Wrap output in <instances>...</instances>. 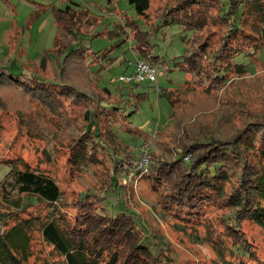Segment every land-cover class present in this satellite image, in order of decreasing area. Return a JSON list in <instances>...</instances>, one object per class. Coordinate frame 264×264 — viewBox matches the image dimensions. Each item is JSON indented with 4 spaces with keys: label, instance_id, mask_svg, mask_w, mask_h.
<instances>
[{
    "label": "rangeland",
    "instance_id": "rangeland-1",
    "mask_svg": "<svg viewBox=\"0 0 264 264\" xmlns=\"http://www.w3.org/2000/svg\"><path fill=\"white\" fill-rule=\"evenodd\" d=\"M180 1L150 0L145 22L154 26L162 19V13L168 9L173 12V6ZM10 2L8 5L0 0V214L9 215L4 217L6 227L14 223L16 208L31 201L34 206L21 216L55 217L61 228L76 230L80 209L88 208L95 214L105 198L103 204L112 215L124 209L134 215L139 228L136 231L147 238L162 264H234L235 255L243 256L247 264H264V228L253 220L242 221L238 228L248 251L233 249L231 253L232 230L225 226L224 216L233 208L221 194L213 195L190 215H178L166 199L168 186L164 183L168 182L154 183L152 172L150 177L144 175L146 168L153 169L150 160L153 164L160 160L166 164L173 162L170 168L174 172L178 163L182 164L180 160L193 157L197 146L192 149L189 146L204 135L230 136L250 122H264V21L260 17L264 2H259L260 6L251 4L237 19L243 31L235 33L236 37L230 41L228 36L235 27L223 14L220 0H200L191 7L187 4L177 7L178 18L192 24L193 30L187 32L173 24L161 26L153 33L148 41L152 56L159 58L150 61L156 69V83L144 82L136 87L118 80L120 76L131 75L134 63L142 58L133 51V42L126 39L132 36L127 35V29H134L131 20L145 29L128 0ZM43 5L80 9L73 27L83 35L77 36L78 43L71 49L88 48L97 55L84 51L87 57L92 55L84 61L85 65L95 63L88 68L90 78L96 87L108 89L115 99L121 100V108L131 115V125H123L120 118L117 121L120 124L107 132V122L101 117L100 130L105 131L101 137L92 143L91 139H81L86 123L84 107L92 110L93 101L82 100L74 105L70 97L73 90L59 89L53 83L64 84L71 79L75 80L77 90L88 87L78 80V76H86V69L80 68L74 57L65 60V56H59L58 61L44 58L54 56L56 27L50 10L38 16L35 13ZM68 29L60 28L58 43L68 37ZM123 38L126 41L117 46ZM186 47L189 52L195 48L202 51L198 63L203 71L198 77L191 75L190 80L179 67ZM225 48L230 50L224 53ZM59 52L60 48L54 53ZM219 54V65H212L209 57ZM64 63L65 71H61L60 64ZM22 68L27 74L49 82L44 84L46 93L36 96L32 90L38 85L36 77L9 76L23 73ZM217 68L219 76L213 71ZM99 89L86 92L96 101L104 100L108 94ZM86 141L87 149L83 151ZM77 146L83 160L72 159L71 149ZM111 146H116L108 150L114 161L124 151H131L136 169L126 175L122 164L114 165L107 153ZM144 154L147 161L141 168L137 162ZM262 154L254 149L251 159L264 170ZM25 166L54 179L61 192L56 204L38 203L18 192L14 171L24 170ZM112 171L117 172L113 181ZM231 186L226 185L225 193L226 190L229 193ZM260 202L264 205V196ZM29 243L27 264H65L38 229L31 230Z\"/></svg>",
    "mask_w": 264,
    "mask_h": 264
},
{
    "label": "trees",
    "instance_id": "trees-1",
    "mask_svg": "<svg viewBox=\"0 0 264 264\" xmlns=\"http://www.w3.org/2000/svg\"><path fill=\"white\" fill-rule=\"evenodd\" d=\"M2 1L11 5L10 0ZM199 1L200 0H181L178 4L173 6L175 7L173 12H171V9H168L162 13V19L155 22L153 26L147 25L145 22L146 19H148L150 0H128L129 5L134 9L137 19L141 20L145 26V29L142 30L136 21L131 20L132 22L130 25H132L131 27H134V29H127V35L132 34V36L126 39L133 42V51L141 56L142 60L153 65L150 61H157L159 58L152 56L151 46L148 41L149 37L158 31L161 26L173 24H177L183 27L185 31L191 32L193 30L192 24L188 22L183 23V20H185L183 17L178 18L177 7L180 8L186 4L188 7H191L196 5ZM220 2L223 14L229 17L233 23V28L235 27L228 36L230 41L236 37L238 32L243 31L237 19H241L244 11H247L251 4H258V6H260L262 3L260 4L259 2H264V0H220ZM47 10L51 11L54 19L56 35L52 48L53 58L48 55L44 58H49L51 60L57 59L58 61L60 60L59 56H62L61 58L65 56V60L74 57L77 63L80 64V68L83 67L86 69V76H78V80L87 83L89 85L88 87L77 90L74 87L75 80L72 81L71 79H68L67 82H63L64 84L53 83V85L59 87V89L60 87H66L69 90H73L70 97L73 99L74 105L79 104L82 100L88 99L93 101L92 110H88V108H86L87 106L84 107L85 112L83 114V119L86 123H84V133L81 139H91L90 143H92L93 140L96 141V138L99 139V137H101V134L105 132H101L100 130L101 126L99 125L98 119L101 117H104L103 120L107 122V132H110L108 130L112 128L113 125H119L121 121L123 125H131L129 121L131 115H126L125 110L121 108L123 107L121 100L115 99L108 89H99L96 87L93 83V79L90 78L88 68L95 63L87 67L84 61L90 59L92 55H97L88 48L81 47L71 49L78 43L77 36L83 35L81 32H77L75 27H73L76 21L75 16L80 9L68 5H64L60 8L43 5L41 8H38V11L36 10L35 13L38 16L40 12ZM260 17L262 21H264V12L260 13ZM158 22L160 24L156 25ZM61 27L64 29L69 28L70 30H66L69 35L63 38V43H58V32ZM187 39L189 42L191 38L189 37ZM125 41L126 40L123 38L117 46ZM226 47H229V45H226ZM59 48L60 52L58 54L54 53L55 51H59ZM203 49H205V47H203L202 50ZM228 50L230 49L225 48L224 53H227ZM84 51L85 53L91 52L93 54L87 57ZM201 52L202 51L198 52L196 48L189 52L188 47L185 48V54L182 56L179 67L186 72L189 76V80L191 75L198 77L201 70L203 71L198 63ZM103 54L106 56L107 52H103ZM82 56H84L83 62L81 60L83 59ZM220 59V54L218 56L213 55L209 57V61H211V63L213 62L212 65H219ZM67 63L68 62H66V64ZM66 64H60L61 71H65L64 68ZM22 71L23 73L16 76L9 73V76L23 78H28V76L29 78L30 76L31 78L36 77L27 74L24 69ZM213 71L216 76H219V68ZM36 79L38 85L36 88L32 89L36 96L40 93H46L43 91L44 84H49V82L47 80L43 81L38 77H36ZM127 85H134L133 87H136L138 84ZM95 88L101 91L103 90L108 94L104 97V100L96 101L90 97V93L86 92V90L91 91ZM65 92L66 91H63V93ZM47 95L49 94H45V98ZM45 103L47 104V101H45ZM105 118H108L107 121ZM120 118L121 121L117 122ZM108 135L110 134L108 133ZM204 137L201 139L194 138L197 142L189 146V149L197 146L193 157L183 162L180 160L182 164L178 163L174 172L172 170L173 162L166 164L164 160H160L156 164H153L150 160L149 166L152 164L153 169L147 166L148 168H146L147 171L144 175L150 177L152 172L154 183L161 184V182H168L167 184L164 183V185L168 186V195L166 199H168L170 206L175 207L174 210L178 211L175 213L178 215H190L196 212V210L201 209L203 203L210 200L213 195L221 194L226 203L233 208L230 214L224 216V218L226 217L225 226L232 230L230 233L231 240H233L231 253L233 249L235 251H248L245 240L241 239L243 234L238 230L240 223L246 219H250L264 228V205L260 202L261 197L264 196V170L262 167L253 164L251 159L254 149L264 155V122H250V124H246L243 128L236 130L230 136L220 137L214 134L210 136L204 135ZM99 143L102 145V140ZM85 144L87 145V141L84 142L83 151L87 149ZM115 147L116 146L113 148ZM113 148L112 146L107 148V153L113 161V164H122L121 169L126 172V175L134 171L136 169V164L133 161L134 156L131 155V151H124L121 158L114 161V158H112L108 151ZM80 150L78 151V146L71 149V151H73L72 155L74 156L72 159L83 160ZM151 154L152 152L148 153L149 156ZM14 174L15 182L18 185V192L25 197H31L38 203L43 202L48 205H54L60 200L61 192L59 187L49 175L29 170L26 166L24 170H15ZM116 176L117 172L115 173V171H112L110 175L112 181ZM232 181L234 182L232 183ZM228 184H232V186L229 193H227L228 190H226L227 192L225 193L224 189ZM110 188L111 187L106 188V191ZM227 189H229V187H227ZM104 200L105 198H103L102 205L95 214H93L91 210H88V208L84 209V211L80 209V220L77 221L76 230L61 228L57 224L55 217L50 218L49 216L47 219H36L35 217L21 216L25 215L28 208L34 206L31 201L23 203L20 205V208H16L14 217L12 218L14 219V223L9 227H6V218L4 219V217H9V215L7 213L0 214V264H27L30 255V232L33 228L38 229L43 240L51 245L53 249L64 258L65 264H162L159 255L154 253L149 244L150 242H147V238L139 235L136 231L139 230V228L133 219L134 215L125 209L112 215L107 212L103 204ZM81 206L82 205H77L79 208ZM236 232L237 234H235ZM248 257L250 259L252 256ZM233 258L237 259L234 264H247L243 261V256L238 257L235 255Z\"/></svg>",
    "mask_w": 264,
    "mask_h": 264
},
{
    "label": "built area",
    "instance_id": "built-area-1",
    "mask_svg": "<svg viewBox=\"0 0 264 264\" xmlns=\"http://www.w3.org/2000/svg\"><path fill=\"white\" fill-rule=\"evenodd\" d=\"M156 69L147 61L139 59L133 65V72L129 76H120L118 80L127 84H141V83H156ZM156 90H158L157 86H154ZM146 157L145 154L139 158L138 166L144 167L146 165Z\"/></svg>",
    "mask_w": 264,
    "mask_h": 264
}]
</instances>
